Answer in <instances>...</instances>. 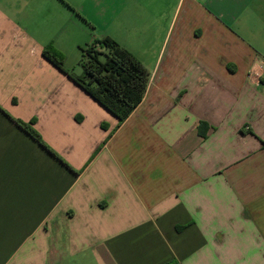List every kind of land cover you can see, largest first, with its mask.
Here are the masks:
<instances>
[{"label": "crops", "instance_id": "crops-1", "mask_svg": "<svg viewBox=\"0 0 264 264\" xmlns=\"http://www.w3.org/2000/svg\"><path fill=\"white\" fill-rule=\"evenodd\" d=\"M30 1L0 0V264H264V0L146 2L122 123L43 54L82 72L55 26L85 0Z\"/></svg>", "mask_w": 264, "mask_h": 264}, {"label": "trees", "instance_id": "trees-1", "mask_svg": "<svg viewBox=\"0 0 264 264\" xmlns=\"http://www.w3.org/2000/svg\"><path fill=\"white\" fill-rule=\"evenodd\" d=\"M81 51L79 65L82 72L78 75L64 68L65 55L53 44H49L43 54L122 123L142 101L149 81V71L131 52L109 36L94 40L86 47H81ZM14 121L59 158L35 128V119Z\"/></svg>", "mask_w": 264, "mask_h": 264}, {"label": "rangeland", "instance_id": "rangeland-1", "mask_svg": "<svg viewBox=\"0 0 264 264\" xmlns=\"http://www.w3.org/2000/svg\"><path fill=\"white\" fill-rule=\"evenodd\" d=\"M149 0H113V6L117 5V12L114 14V23H109V19L106 14L100 13L99 6H97L96 0H85L79 5H82L79 12V24H67V21L61 19L59 22L62 23L61 27L56 28L58 35L62 33H76L80 38L79 44H74L73 51L68 54L69 67L80 70L79 65L81 59V50L79 47H86L87 44L92 43L96 39H102L106 36H110L119 42L127 36L131 37V18L136 16H145L144 7L145 3ZM103 3H108L107 0H102ZM38 4L37 0H31L28 8L26 9V16L28 22H36L38 19L33 17V14H29L31 9L36 7ZM150 7H152L150 5ZM153 11V10H152ZM28 12V13H27ZM52 22V21H51ZM39 28L36 25V29ZM63 30L65 32H63ZM63 34V35H65ZM119 42V43H120Z\"/></svg>", "mask_w": 264, "mask_h": 264}]
</instances>
